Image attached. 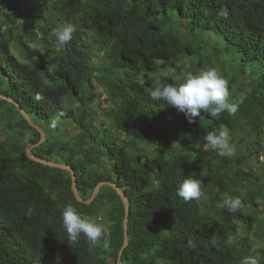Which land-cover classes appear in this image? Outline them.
Instances as JSON below:
<instances>
[{
	"label": "trees",
	"instance_id": "1",
	"mask_svg": "<svg viewBox=\"0 0 264 264\" xmlns=\"http://www.w3.org/2000/svg\"><path fill=\"white\" fill-rule=\"evenodd\" d=\"M67 24L75 30L60 46L52 32ZM211 67L228 80L230 101L243 100L234 115L201 112L190 123L150 98L157 80ZM0 94L45 131L33 153L71 166L83 199L100 181L125 192L122 264H239L258 254L264 264V248L236 240L264 200L263 171L252 164L264 153V0H0ZM0 122V264H117L125 209L116 191L104 185L90 204L77 201L70 172L26 156L40 134L1 98ZM224 129L232 157L205 141ZM192 173L203 194L185 202L176 191ZM237 196L242 207L229 212L224 200ZM68 204L107 221L97 246L83 236L68 244Z\"/></svg>",
	"mask_w": 264,
	"mask_h": 264
},
{
	"label": "clouds",
	"instance_id": "2",
	"mask_svg": "<svg viewBox=\"0 0 264 264\" xmlns=\"http://www.w3.org/2000/svg\"><path fill=\"white\" fill-rule=\"evenodd\" d=\"M74 30L71 24L62 25L55 28L52 35L58 45L64 46L71 41ZM149 95L154 101H162L163 107L171 106L183 113L190 123L200 117L201 112L215 118H219L225 112L234 115L239 104L243 102L242 99L230 101L229 82L215 67L199 72L187 71L179 83L161 84L157 80ZM57 123L53 121L52 127H56ZM205 141L220 157H232L234 154L227 129L208 133ZM202 184L203 181L192 173L179 184L176 195L185 202L199 200L203 194ZM223 207L229 212H236L242 207V199L240 196L225 199ZM62 225L71 247L77 244L82 236L90 245L97 246L105 233L102 222L82 215L74 204H68L63 208ZM108 246L107 240H104L103 247ZM239 264H261V261L254 255H247Z\"/></svg>",
	"mask_w": 264,
	"mask_h": 264
},
{
	"label": "water",
	"instance_id": "3",
	"mask_svg": "<svg viewBox=\"0 0 264 264\" xmlns=\"http://www.w3.org/2000/svg\"><path fill=\"white\" fill-rule=\"evenodd\" d=\"M0 98L14 104L15 107L17 108V110L22 114L24 119L30 124V126L35 128L40 134V139L36 143L28 144L26 146V148H25L26 156L29 159H31L37 163L47 165V166H50L53 168L66 170V171L70 172L71 180H72L71 188H72L73 194H74L77 201L83 202L86 204H90L95 199V197L97 196L101 187L104 185L111 186L116 191V193L119 195L122 203L124 204V209H125V215H124V220H123V245H122V248L120 249V251L118 253V258H117V264H122V260H121L122 252L129 244L128 216H129V211H130V205H129V200H128L125 192L116 183H114L112 181H100L94 187L93 192H92V196L89 199H86V200L83 199L80 196V193H79V190L77 187L75 171L72 169L71 166H69L67 164H62V163L54 162V161L39 157L33 153L32 150L46 140L45 131L31 119V117L20 107V105L14 99H12L6 95H2V94H0Z\"/></svg>",
	"mask_w": 264,
	"mask_h": 264
},
{
	"label": "rangeland",
	"instance_id": "4",
	"mask_svg": "<svg viewBox=\"0 0 264 264\" xmlns=\"http://www.w3.org/2000/svg\"><path fill=\"white\" fill-rule=\"evenodd\" d=\"M96 91L102 93V96L100 97V99L97 100V104L100 102L102 107H105V108H107V106H110V103H106V101H105L107 96L104 93L103 89L101 87H97ZM168 118L170 120H172L173 116L169 114ZM95 119H96L97 123L104 124V118H103L101 112H98L96 114ZM0 125L2 126L1 122H0ZM252 164L256 169L260 170V172L263 171V174H262L263 177H261V180H263L264 179V153L261 152L259 157H258V160H253ZM257 209H258V212H260V214L258 216V219L260 222L257 221L256 224H254L253 228H251V231L248 233L249 234L248 236H246V233L244 232V229L242 228V225H241L238 229L237 234H236L237 235L236 240L247 237L248 241L252 243V245L255 249H260V248H264V235L256 237L254 234H256L257 232H260V233L263 232V234H264V200H258ZM98 221L103 223L104 228H105L104 234H106V232H107V221L104 218H101V220L98 219ZM258 257H259V259H261L260 254H258Z\"/></svg>",
	"mask_w": 264,
	"mask_h": 264
}]
</instances>
